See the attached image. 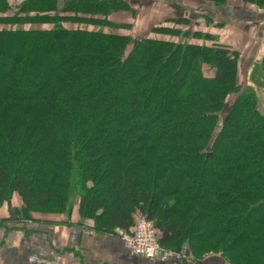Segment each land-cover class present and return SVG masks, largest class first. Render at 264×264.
<instances>
[{"label":"trees","instance_id":"16d2710c","mask_svg":"<svg viewBox=\"0 0 264 264\" xmlns=\"http://www.w3.org/2000/svg\"><path fill=\"white\" fill-rule=\"evenodd\" d=\"M130 10L0 0V207L17 194L26 220L77 206L107 234L146 217L166 249L264 264V62L242 87L239 54L209 34H116L129 27L109 16Z\"/></svg>","mask_w":264,"mask_h":264},{"label":"crops","instance_id":"0c3cea01","mask_svg":"<svg viewBox=\"0 0 264 264\" xmlns=\"http://www.w3.org/2000/svg\"><path fill=\"white\" fill-rule=\"evenodd\" d=\"M9 1L15 7L24 0ZM123 1L131 10L113 13L109 21L132 26L136 32L129 35L134 40L149 38L150 33V38H162L153 33L154 28H173V21L188 20L190 25L178 29L209 34L216 43L231 47L240 56L238 85L254 84L255 67L264 62V8L245 4L242 0H230L224 7H214L203 0ZM145 23L149 24L146 26L149 30L141 34L139 31L144 29ZM21 208L22 201L15 205L14 197L0 207V264H231L223 255L195 257L187 251L180 260L151 261L133 255L115 234L98 232L91 222H81L77 208L70 218L55 216L56 219L29 222L15 217Z\"/></svg>","mask_w":264,"mask_h":264},{"label":"built area","instance_id":"2783aa9c","mask_svg":"<svg viewBox=\"0 0 264 264\" xmlns=\"http://www.w3.org/2000/svg\"><path fill=\"white\" fill-rule=\"evenodd\" d=\"M117 236L133 255L151 261L167 262L173 259L180 260L185 256L184 252H176L162 247L160 232L154 223L146 217H140L130 231H118Z\"/></svg>","mask_w":264,"mask_h":264},{"label":"rangeland","instance_id":"374dc122","mask_svg":"<svg viewBox=\"0 0 264 264\" xmlns=\"http://www.w3.org/2000/svg\"><path fill=\"white\" fill-rule=\"evenodd\" d=\"M207 3V2H206ZM20 5V4H19ZM14 12H12L11 14H13ZM132 14V13H131ZM142 18V17H140ZM159 24V23H158ZM146 26H149V24H146L145 23V27L144 29L140 30L139 32H141V34L147 32L149 29L146 27ZM174 29L178 28V27H181L182 25H177L176 23H173L171 25ZM163 27V26H162ZM156 28H159V27H156ZM154 28V29H156ZM153 29V30H154ZM132 29V26L129 27V28H125V29H119V31H114L116 34H119V35H124V36H130L129 34L132 33L134 34L136 31H134ZM129 32V33H128ZM128 33V34H127ZM151 35V33H150ZM150 35H149V38H150ZM132 38V37H131ZM133 39V38H132ZM141 39H145V38H141ZM130 49V48H129ZM204 72H205V76L207 77H212L213 76V70H211L209 67H205L204 68ZM232 99H234V97H232L230 99V101H232ZM261 109L262 111L264 112V94H261ZM11 202V201H10ZM19 203H21V199L19 197V195H14V204L15 205H18ZM77 206L74 207V209H76ZM77 210V209H76ZM15 217H18L19 220H23V218L21 217V213L20 212H17L16 213V216ZM31 218H28L26 219L27 222L29 221H33V220H36V219H56L55 216H50V215H47V214H42L40 212H35V213H31L30 215ZM59 219H62L61 217H58ZM81 221V219H79ZM24 221V220H23ZM81 222H84V221H81ZM185 253V252H184Z\"/></svg>","mask_w":264,"mask_h":264}]
</instances>
